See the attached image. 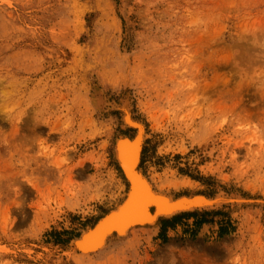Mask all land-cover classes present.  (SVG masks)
Instances as JSON below:
<instances>
[{"label":"rangeland","instance_id":"obj_1","mask_svg":"<svg viewBox=\"0 0 264 264\" xmlns=\"http://www.w3.org/2000/svg\"><path fill=\"white\" fill-rule=\"evenodd\" d=\"M126 97L154 187L223 205L84 255ZM0 264H264V0H0Z\"/></svg>","mask_w":264,"mask_h":264},{"label":"bare ground","instance_id":"obj_2","mask_svg":"<svg viewBox=\"0 0 264 264\" xmlns=\"http://www.w3.org/2000/svg\"><path fill=\"white\" fill-rule=\"evenodd\" d=\"M123 101H126L123 107L121 106L123 121L127 126L134 127L137 130L133 138L127 136L120 137L115 147L117 160L129 184V191L127 193L129 197L124 204L109 211L108 215L101 219L94 227L86 229L87 231L83 232L82 237H79L76 241L74 240V244L84 255L102 250L110 238L127 236L136 227L155 225L160 219L172 217L177 213L219 208L223 205V201L215 204L216 200L207 201L201 197L202 195L196 196L193 202L187 203L184 202L185 200L174 202L172 197L154 187L150 178L145 176L143 170L140 168L146 127L141 120L133 118L131 102L127 101V97ZM221 192L223 191L221 190ZM239 198L238 196L237 202L243 200H239Z\"/></svg>","mask_w":264,"mask_h":264},{"label":"water","instance_id":"obj_3","mask_svg":"<svg viewBox=\"0 0 264 264\" xmlns=\"http://www.w3.org/2000/svg\"><path fill=\"white\" fill-rule=\"evenodd\" d=\"M129 196H127L126 198H125V200L122 202V204H124L125 203V201L127 200V198H128ZM201 197H203V196H201ZM138 198V197H137ZM184 198V199H183ZM196 198V195H192V196H184V197H179V198H173V200H174V202H176V201H178V200H185L184 202H193L194 201V199ZM204 199H206L207 201H209V200H211V199H209V198H206V197H203ZM121 205V204H120ZM182 213V212H181ZM181 213H177V214H175V215H173L172 217H174V216H176V215H178V214H181ZM108 214H106V215H104L101 219H103L104 217H106ZM101 219H99L95 224H94V226L101 220ZM94 226H92V227H94ZM84 234V233H83ZM83 234L81 235V237L83 236ZM80 250V249H79ZM81 251V250H80Z\"/></svg>","mask_w":264,"mask_h":264},{"label":"trees","instance_id":"obj_4","mask_svg":"<svg viewBox=\"0 0 264 264\" xmlns=\"http://www.w3.org/2000/svg\"><path fill=\"white\" fill-rule=\"evenodd\" d=\"M192 216L196 215L195 213H191ZM186 215V214H185ZM185 215H180V216H175L173 219L171 220H162L161 221V232L162 234L164 233V231L166 230V228L168 226H171L172 224L171 223H175L177 222L181 217L185 216Z\"/></svg>","mask_w":264,"mask_h":264}]
</instances>
